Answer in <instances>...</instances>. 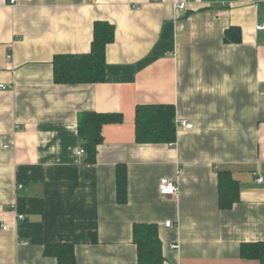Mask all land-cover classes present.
<instances>
[{
  "label": "crops",
  "instance_id": "0c3cea01",
  "mask_svg": "<svg viewBox=\"0 0 264 264\" xmlns=\"http://www.w3.org/2000/svg\"><path fill=\"white\" fill-rule=\"evenodd\" d=\"M173 1L0 0V264H57L44 254L55 243L73 244L76 264H135V223L157 225L163 264H259L239 246L264 241V0ZM96 20L114 26L105 80L54 83L53 56L88 52ZM230 27L239 42L224 41ZM137 104H172L193 126L138 144ZM90 111L123 116L102 126L93 163L77 133ZM218 171L238 181L229 209Z\"/></svg>",
  "mask_w": 264,
  "mask_h": 264
},
{
  "label": "trees",
  "instance_id": "16d2710c",
  "mask_svg": "<svg viewBox=\"0 0 264 264\" xmlns=\"http://www.w3.org/2000/svg\"><path fill=\"white\" fill-rule=\"evenodd\" d=\"M114 41V26L102 20L93 23L90 50L80 54H56L52 58V78L56 84L98 83L105 80V49ZM224 41L239 42L237 27L224 32ZM116 112H84L77 121V133L86 161L95 162L97 146L102 143V126L122 123ZM134 136L138 144H173L177 132L175 108L172 104H137L135 106ZM217 202L220 209H229L239 200L238 181L229 171L217 172ZM117 201L127 199V172L124 165L116 167ZM136 246L135 264H163L162 244L154 223H135L132 229ZM44 254L56 259L57 264H76L74 247L70 243L48 244ZM239 256L264 264V241L245 242L239 246Z\"/></svg>",
  "mask_w": 264,
  "mask_h": 264
},
{
  "label": "built area",
  "instance_id": "2783aa9c",
  "mask_svg": "<svg viewBox=\"0 0 264 264\" xmlns=\"http://www.w3.org/2000/svg\"><path fill=\"white\" fill-rule=\"evenodd\" d=\"M189 0H174L172 3V6L175 10H179V11H183L186 8V4ZM11 4L15 3V0H10ZM263 25H259L258 28H262ZM8 58H10V55L7 56ZM5 86L0 84V90L4 89ZM193 126V124L191 122H189L188 120H180V121H176V128L178 129H191ZM79 154L82 153L81 150L78 151ZM258 181H262V178H258ZM18 188H21V185H18ZM158 191L161 195H176L177 191H178V184L176 182V180H171L169 178H161L159 183H158ZM19 219H22V215H19L18 217ZM171 223L170 221H166L165 222V226H170ZM2 229H6L7 225L3 224ZM175 247V246H173Z\"/></svg>",
  "mask_w": 264,
  "mask_h": 264
}]
</instances>
